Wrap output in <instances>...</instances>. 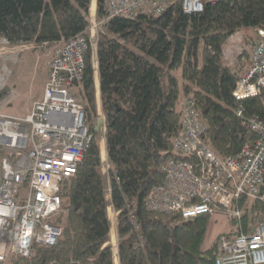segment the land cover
<instances>
[{
	"label": "trees",
	"instance_id": "trees-1",
	"mask_svg": "<svg viewBox=\"0 0 264 264\" xmlns=\"http://www.w3.org/2000/svg\"><path fill=\"white\" fill-rule=\"evenodd\" d=\"M94 4L101 23L96 69L89 46L83 79L71 89L84 108L92 140L76 175L61 186L67 213L63 236L56 246L35 245L29 259L12 257L7 264L65 263L71 257L113 264L109 248L101 250L109 240L110 223L97 84L110 203L120 211V264H215L217 242L203 248L210 216L183 220L177 214L146 210L144 202L164 179L162 165L179 159L172 140L181 128L183 98L201 110L210 146L220 158L236 156L255 140L238 111L243 109V117L264 118V104L259 99L239 103L232 97L242 70L240 65L232 69L224 64L223 46L242 29L264 30V0H222L192 15L183 13L181 0H172L161 15L135 19L108 18L106 0ZM90 8L91 0H0V38L13 46L33 43L40 53L81 34L88 39ZM233 208L242 214L230 220L226 235L247 233L264 220V199L241 198ZM131 211L138 232L130 223Z\"/></svg>",
	"mask_w": 264,
	"mask_h": 264
},
{
	"label": "built area",
	"instance_id": "built-area-1",
	"mask_svg": "<svg viewBox=\"0 0 264 264\" xmlns=\"http://www.w3.org/2000/svg\"><path fill=\"white\" fill-rule=\"evenodd\" d=\"M222 0H181L184 14L202 13L206 4ZM172 0H106L108 18L135 19L140 15L159 16ZM248 46V66L237 81L232 97L239 103L259 99L264 104V30L258 29ZM92 35L84 34L55 44L50 49L48 77L42 99L30 103L23 118L0 110V264L12 257L29 259L35 245L56 246L63 236L67 213L61 195L63 183L77 173L92 135L85 125V112L71 94L80 83ZM33 43L13 46L0 38L2 52L34 48ZM181 128L172 140L179 159L164 163V179L145 198L146 210L177 214L183 220L223 214L240 219L242 211L233 206L241 198L264 199V118L243 117L242 125L256 136L233 157L220 158L210 146V132L200 109L191 99L180 101ZM104 135V117L99 112ZM101 170L107 176L104 155ZM110 188L106 200L110 202ZM135 231L139 223L130 212ZM120 211L110 203L107 216L109 248L113 264H120L117 224ZM113 233V235H112ZM113 236V237H112ZM215 264H264V220L247 233L218 236ZM96 264L95 258L66 263Z\"/></svg>",
	"mask_w": 264,
	"mask_h": 264
},
{
	"label": "rangeland",
	"instance_id": "rangeland-1",
	"mask_svg": "<svg viewBox=\"0 0 264 264\" xmlns=\"http://www.w3.org/2000/svg\"><path fill=\"white\" fill-rule=\"evenodd\" d=\"M93 1V0H92ZM94 6V4L92 3ZM92 7V6H91ZM96 4L93 9L90 8L89 14V37L94 34L90 42L91 64L96 69V42L101 23L96 20ZM256 38V32L252 29H242L231 36L223 46V62L228 67L234 69L238 65L243 70L248 66V46ZM36 47L26 50L17 49L15 51H4L0 58V110L8 116L25 117L27 106L29 107V98L34 96L39 90L40 81L45 78L46 68L50 59V50L44 53L37 51ZM243 54L242 57H240ZM239 70V71H240ZM97 73L95 72V77ZM98 87V85H97ZM31 95V97H29ZM99 95H96V101H99ZM97 106V113L99 110ZM101 113V112H100ZM100 118V116L98 117ZM101 121V119H98ZM100 130V129H99ZM103 134L100 130L101 150L104 151ZM105 153V152H104ZM101 155V153H100ZM103 156V155H102ZM105 184H107L105 180ZM106 187V185H105ZM230 218L223 214L213 215L209 218L207 232L204 238L203 246L210 243V248L217 242L219 235L230 232ZM206 248V249H207Z\"/></svg>",
	"mask_w": 264,
	"mask_h": 264
},
{
	"label": "crops",
	"instance_id": "crops-1",
	"mask_svg": "<svg viewBox=\"0 0 264 264\" xmlns=\"http://www.w3.org/2000/svg\"><path fill=\"white\" fill-rule=\"evenodd\" d=\"M92 3H95V0H93V2ZM92 6V5H91ZM92 8V7H91ZM94 14H95V12H94ZM47 77H48V66H47V68H46V74H45V78H44V80L42 79L41 81H40V84H39V90L37 91V93H35L34 94V96H32L31 97V95H29V97H31V98H29V101L28 102H33V101H39V100H41L42 99V96H43V91H44V88H45V85H46V82H47ZM96 78H97V76H96ZM98 83V82H97ZM96 90H97V92H96V95L98 96V93H99V89H98V87L96 86ZM97 99V98H96ZM97 106H98V110H99V112H101V100H100V97H99V101L97 102ZM27 108H28V106H27ZM26 112H27V109H26ZM14 117H17V116H14ZM17 118H21V117H17ZM103 143H104V152H105V140L103 139ZM105 156H106V154H105ZM210 243L211 242H209V244L206 246V248L210 245ZM203 248L204 249H206L205 248V246H203Z\"/></svg>",
	"mask_w": 264,
	"mask_h": 264
},
{
	"label": "bare ground",
	"instance_id": "bare-ground-1",
	"mask_svg": "<svg viewBox=\"0 0 264 264\" xmlns=\"http://www.w3.org/2000/svg\"><path fill=\"white\" fill-rule=\"evenodd\" d=\"M94 4V3H93ZM95 7V4H94V6L92 5V8L91 9H93ZM205 8V7H204ZM91 16H93L94 15V12L93 13H91L90 14ZM262 30V29H261ZM98 85V84H97ZM100 96V95H99ZM187 99H190V98H187ZM239 112V111H238ZM101 153V155H100V158L102 159V155H103V153L102 152H100ZM252 227V226H251ZM112 235H113V233H112ZM114 236V235H113ZM112 236V237H113ZM110 239V238H109ZM90 259V258H89ZM88 260V259H87ZM68 262V261H67ZM66 263V262H65Z\"/></svg>",
	"mask_w": 264,
	"mask_h": 264
},
{
	"label": "water",
	"instance_id": "water-1",
	"mask_svg": "<svg viewBox=\"0 0 264 264\" xmlns=\"http://www.w3.org/2000/svg\"><path fill=\"white\" fill-rule=\"evenodd\" d=\"M102 124V122L101 121H98V125H101Z\"/></svg>",
	"mask_w": 264,
	"mask_h": 264
}]
</instances>
